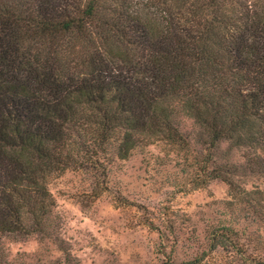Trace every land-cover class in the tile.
<instances>
[{
	"label": "trees",
	"instance_id": "1",
	"mask_svg": "<svg viewBox=\"0 0 264 264\" xmlns=\"http://www.w3.org/2000/svg\"><path fill=\"white\" fill-rule=\"evenodd\" d=\"M179 114L264 148V0H0V239L43 231L48 177L114 136L183 141Z\"/></svg>",
	"mask_w": 264,
	"mask_h": 264
},
{
	"label": "rangeland",
	"instance_id": "2",
	"mask_svg": "<svg viewBox=\"0 0 264 264\" xmlns=\"http://www.w3.org/2000/svg\"><path fill=\"white\" fill-rule=\"evenodd\" d=\"M177 122L179 143L122 159L116 135L101 163L50 175L44 230L0 239V264H264V171L244 158L264 148L212 145Z\"/></svg>",
	"mask_w": 264,
	"mask_h": 264
}]
</instances>
